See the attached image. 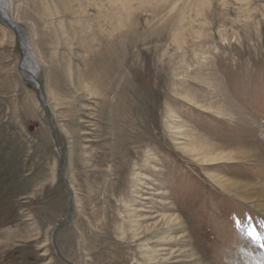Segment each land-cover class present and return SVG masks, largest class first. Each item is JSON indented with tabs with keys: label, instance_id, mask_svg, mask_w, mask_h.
<instances>
[{
	"label": "rangeland",
	"instance_id": "1",
	"mask_svg": "<svg viewBox=\"0 0 264 264\" xmlns=\"http://www.w3.org/2000/svg\"><path fill=\"white\" fill-rule=\"evenodd\" d=\"M195 1L11 0L73 197L0 21V264H264V0Z\"/></svg>",
	"mask_w": 264,
	"mask_h": 264
},
{
	"label": "bare ground",
	"instance_id": "2",
	"mask_svg": "<svg viewBox=\"0 0 264 264\" xmlns=\"http://www.w3.org/2000/svg\"><path fill=\"white\" fill-rule=\"evenodd\" d=\"M202 1L203 0L195 1L196 3L194 6L197 7V5H201L203 3ZM11 8H12L11 0H0V18H2L4 20L3 21L4 23H7L12 29H14L13 26H11L8 22H6V20H7L6 16L9 13V16L12 18L13 22L16 23L18 26L17 29H14V30L17 33V36L20 39V42L22 43L21 45H22L23 52H24V62H23V64L20 65L19 72L23 77H26L28 79H29V77H28L29 74L32 76L35 75V77L37 78L38 77L39 63L41 60L39 59V57H38V55H37V53L33 47L30 35L27 34L25 29L21 26V23L12 17ZM183 21H185L187 24L192 23L190 21V18L188 16H185V15H184ZM196 34H198V32H196L195 30H189L187 32L180 30L177 34V39L179 42H183L186 39H188L190 36H196ZM48 107H49V105H48ZM49 110H50V108H49ZM50 113H51V111H50ZM51 117H52V115H51ZM54 128H55V126H54ZM55 132H56V130H55ZM215 152H217V150L212 149L208 153L213 154ZM198 160L202 161L204 166H207V165L220 163L223 161L236 162V161L240 160V157H239V152H235L234 154H232V153L230 154L227 152H220V153H218V154H216L210 158H207V156L205 154H201L200 157H198ZM220 185L223 188L228 189L230 192H234L236 194L238 193L231 188L232 185H230V186H228V184L224 185V182H222V181H221ZM244 188H245V186H242L239 188V190L242 192V190H244ZM240 196H242V194ZM252 207L254 209H256L257 211H260L261 214L264 216V200L262 202H260V200H259L258 204H256L255 206L253 205ZM175 226H171L170 227L171 230H172V227H175ZM251 231H252V234L250 233L251 234L249 237L250 239L248 238L249 242L247 245H245L244 249H246V250L249 249V251L252 254V252H254V250L252 249V246L254 247V243L257 241L256 238L260 234V229L258 228V226L254 225L251 227ZM258 253H259V261H262V263H264V254H262L263 255L262 256L261 255L262 252H258Z\"/></svg>",
	"mask_w": 264,
	"mask_h": 264
},
{
	"label": "water",
	"instance_id": "3",
	"mask_svg": "<svg viewBox=\"0 0 264 264\" xmlns=\"http://www.w3.org/2000/svg\"><path fill=\"white\" fill-rule=\"evenodd\" d=\"M7 20L6 22H8L11 26H13L14 29H17V24L13 22L12 18L9 16V13L8 15L6 16ZM0 21H4L2 18H0ZM19 39V38H18ZM19 43H20V46H21V51H22V60H21V63L20 64H23L24 62V52H23V48H22V43L20 42V39H19ZM29 77V80H31V82H33L37 88V91H38V95H39V99L41 101V103L43 104V106L45 107L46 111H47V116H48V123H49V126L51 127V129L53 130V137H54V140H55V143H56V147H57V152L58 154L60 155V157L63 159L64 161V167L62 169V179L64 181V183L66 184L67 186V189L68 191L71 193L72 197H73V192L71 191L70 187H69V181L67 180L66 176H65V168L68 164V160L66 158V156L62 153L61 151V148H60V145H59V141L57 139V135H56V132H55V128H54V125H53V119L51 117V113H50V110H49V107L47 105V103L45 102V99L43 97V94H42V87H41V84L38 82V79L32 75H28ZM73 209V204H72V199H71V205H70V210L72 211ZM64 226V225H63ZM62 226V227H63ZM60 229V228H59ZM55 235H56V232L54 234V237H53V242L55 244V247H56V250H57V254L59 255L60 259L66 263V264H73L69 261H67L61 254V252L59 251V248L55 242Z\"/></svg>",
	"mask_w": 264,
	"mask_h": 264
}]
</instances>
